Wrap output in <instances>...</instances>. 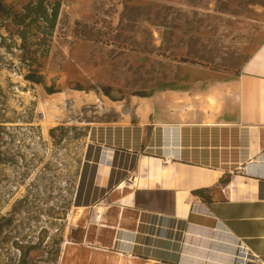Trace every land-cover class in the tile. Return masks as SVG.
Here are the masks:
<instances>
[{
  "label": "rangeland",
  "instance_id": "1",
  "mask_svg": "<svg viewBox=\"0 0 264 264\" xmlns=\"http://www.w3.org/2000/svg\"><path fill=\"white\" fill-rule=\"evenodd\" d=\"M34 1L2 3L22 13ZM18 31L0 17V264H20L30 245L27 264H141L84 239L93 219L81 204L106 203L83 187L88 144L158 141L134 125L135 94L236 78L264 42V0H60L52 30L38 21L24 40ZM57 127L65 137L49 136Z\"/></svg>",
  "mask_w": 264,
  "mask_h": 264
},
{
  "label": "crops",
  "instance_id": "2",
  "mask_svg": "<svg viewBox=\"0 0 264 264\" xmlns=\"http://www.w3.org/2000/svg\"><path fill=\"white\" fill-rule=\"evenodd\" d=\"M211 74L131 98L134 125L158 141L88 144L83 187L106 201L81 204L92 209L91 249L141 264H232L241 243L264 264V42L236 78ZM198 189L210 190V203Z\"/></svg>",
  "mask_w": 264,
  "mask_h": 264
},
{
  "label": "trees",
  "instance_id": "3",
  "mask_svg": "<svg viewBox=\"0 0 264 264\" xmlns=\"http://www.w3.org/2000/svg\"><path fill=\"white\" fill-rule=\"evenodd\" d=\"M60 8V0H56L52 3H50L48 0H35L34 2H29L26 4L23 9L22 13H17L10 7H5L2 3V0H0V17L3 20H10L11 23L20 28V31H18V35L21 40H24L25 33L27 30L31 28V26H34L38 21H41L44 23V25L47 27V30L50 31L54 28L58 12ZM181 62H187L185 59H182ZM28 82L40 84L41 81L34 73H28L24 77ZM161 90H166V88H162ZM45 92L47 95H53L60 93V91L55 89H45ZM103 93L106 97L109 98V94L103 90ZM135 96L138 97H150L152 96V93L149 94H135ZM64 132L61 136V138L66 136L65 129L62 127H57L54 129H50L48 134L50 137L54 136L55 132ZM231 180L230 174H224L219 179V184L221 186H226L229 184ZM193 195H196L201 198L202 201L206 203L211 202V194L210 190L208 189H198L192 192ZM1 220H4V218H1ZM8 222V221H4ZM2 227V226H1ZM0 227V232L2 228ZM35 248V246L30 245L26 248V250H22L20 247L18 248L20 250L21 254V260H19L20 264H27V256L29 253Z\"/></svg>",
  "mask_w": 264,
  "mask_h": 264
},
{
  "label": "built area",
  "instance_id": "4",
  "mask_svg": "<svg viewBox=\"0 0 264 264\" xmlns=\"http://www.w3.org/2000/svg\"><path fill=\"white\" fill-rule=\"evenodd\" d=\"M256 259L250 257L244 249L243 244H239L236 247L234 256H233V263L232 264H248V263H255Z\"/></svg>",
  "mask_w": 264,
  "mask_h": 264
},
{
  "label": "water",
  "instance_id": "5",
  "mask_svg": "<svg viewBox=\"0 0 264 264\" xmlns=\"http://www.w3.org/2000/svg\"><path fill=\"white\" fill-rule=\"evenodd\" d=\"M248 264H254V263H248Z\"/></svg>",
  "mask_w": 264,
  "mask_h": 264
},
{
  "label": "bare ground",
  "instance_id": "6",
  "mask_svg": "<svg viewBox=\"0 0 264 264\" xmlns=\"http://www.w3.org/2000/svg\"><path fill=\"white\" fill-rule=\"evenodd\" d=\"M231 189V188H230ZM261 191V190H260ZM261 193V192H260ZM261 195V194H260Z\"/></svg>",
  "mask_w": 264,
  "mask_h": 264
}]
</instances>
